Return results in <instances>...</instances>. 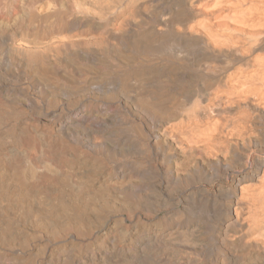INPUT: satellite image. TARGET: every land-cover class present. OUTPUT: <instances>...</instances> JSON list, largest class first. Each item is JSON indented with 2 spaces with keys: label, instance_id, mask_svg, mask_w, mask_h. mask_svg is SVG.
<instances>
[{
  "label": "bare ground",
  "instance_id": "6f19581e",
  "mask_svg": "<svg viewBox=\"0 0 264 264\" xmlns=\"http://www.w3.org/2000/svg\"><path fill=\"white\" fill-rule=\"evenodd\" d=\"M0 264H264V0H0Z\"/></svg>",
  "mask_w": 264,
  "mask_h": 264
}]
</instances>
